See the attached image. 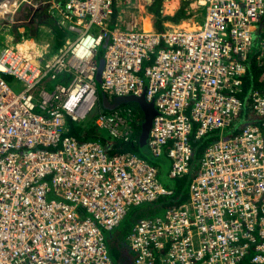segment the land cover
I'll return each mask as SVG.
<instances>
[{"label":"built area","instance_id":"1","mask_svg":"<svg viewBox=\"0 0 264 264\" xmlns=\"http://www.w3.org/2000/svg\"><path fill=\"white\" fill-rule=\"evenodd\" d=\"M198 2L201 22L162 30L135 17L109 29L113 0L0 4V264H113L104 231L173 194L146 159L68 134V120L85 121L115 96L153 104L148 150L168 158L169 178L189 176L186 200L129 226L130 264H264V0ZM44 5L66 32L56 52L1 35ZM252 61L262 72L244 91ZM247 103L257 122L234 133ZM138 118L118 105L93 121L126 142ZM214 133L193 170L192 139Z\"/></svg>","mask_w":264,"mask_h":264},{"label":"trees","instance_id":"2","mask_svg":"<svg viewBox=\"0 0 264 264\" xmlns=\"http://www.w3.org/2000/svg\"><path fill=\"white\" fill-rule=\"evenodd\" d=\"M161 4H162V0H154L153 3L147 6L148 12L154 15L155 30H162L164 28L162 26L163 21L166 20L176 21L177 19L181 18L183 15L182 13L183 10L181 8L173 16L163 15L161 11ZM17 5H18V0H12V2L10 3V7L13 9L16 8L13 6H17ZM7 10L10 9L8 8ZM17 10L19 11V9ZM9 17H11L10 12L6 14V19H8ZM23 20H24L23 23L14 26V28L12 29V33L15 36L12 42H18L22 40V38L36 39L38 33L37 28L39 25H43L49 29L50 33L53 35L54 38L53 44L51 46V53L56 52L64 43L66 32L63 28H61L58 25L57 17L54 15V12L50 10L49 5H44L36 10L26 9V13L23 16ZM20 26H22L24 29L22 32L18 31V27ZM261 72H262L261 68L257 67L253 61L250 62L248 71L244 77V84H243L244 91H246L250 86L258 85L257 78L260 76ZM121 105L131 106L134 109H136V111L139 114V118L136 120L137 122L135 124V132L129 141L124 142L121 140L110 139L103 132H100L94 126L93 120L96 117L98 110L104 108L103 105H99L95 107V110L89 115V117L81 123H75L68 120L66 122L68 127V134L75 137L78 141H86V140L98 141L108 154L130 151L132 153H135L139 157L146 159L143 153H141L140 151L141 146L139 144L141 124L144 118L143 113L141 109L138 107V105L134 102L124 103ZM246 122H251V123L257 122V120L254 119L250 111L249 103H247V105L244 108V111H242V113L239 115L236 125L232 127V131H234V133L238 132L242 123H246ZM217 137H218L217 134L214 133L206 136L205 138H202L200 141H193L192 139V145L194 147L193 164L195 166L193 170H196L198 159L200 158V155L202 154L204 147L209 142L216 139ZM188 181H189L188 175L185 176L184 178L177 179L176 187L172 188L173 194L171 196L160 197L155 202L144 203L139 206L131 208L127 214V217L129 218L130 222L133 223L144 216L155 215L156 213H159L160 211L164 210L167 206L176 205L186 200L188 198L186 191V186L188 185Z\"/></svg>","mask_w":264,"mask_h":264},{"label":"rangeland","instance_id":"3","mask_svg":"<svg viewBox=\"0 0 264 264\" xmlns=\"http://www.w3.org/2000/svg\"><path fill=\"white\" fill-rule=\"evenodd\" d=\"M11 2L12 0H7L3 6H5L6 4L10 5ZM9 5L7 8H9ZM21 18L23 20V16ZM109 29H112V27H109ZM37 30H38V33H37L36 39H34V42L36 43L38 47L43 46V45L47 46L46 49L48 50L49 54H52L51 46L54 41L53 35L50 33L49 29L43 25H39ZM1 35H7L8 38L11 37V42H12V39L15 37L12 32L10 33L3 32ZM257 43H258V37L254 42L253 49L257 47ZM104 51H105V46L104 44H102L97 49V54H96L97 60H100L102 58ZM4 78L13 89H15L16 91L20 89V84L15 80L14 77L10 75H6L4 76ZM100 99L101 101L103 99V96L101 93H100ZM140 151L141 153H143L144 157L146 158L148 162H151L152 164H156V166L158 165L157 166L158 167V180L167 187H170V188L176 187L177 179H171L168 177V167H169L168 158H166L165 156H160V157L153 156L148 150V147L146 144L140 147ZM186 191L188 193V185L186 186ZM162 213H163V210L152 216L161 215ZM152 216H144V217H152ZM131 224L132 222H130L129 218L126 215V217L122 220L121 224L117 228H115L112 231H104L103 233L107 251H108L109 256L112 259L113 264H129L130 263L129 258H128L129 254L125 246V243H126L125 238H126L127 231L129 229V227L127 226H130Z\"/></svg>","mask_w":264,"mask_h":264},{"label":"crops","instance_id":"4","mask_svg":"<svg viewBox=\"0 0 264 264\" xmlns=\"http://www.w3.org/2000/svg\"><path fill=\"white\" fill-rule=\"evenodd\" d=\"M198 1L199 0H162L161 11L163 15L173 16L180 8L183 10L181 18L176 21H163L162 26H185L201 22L204 16V7L199 4ZM153 2L154 0H113L112 13L110 15L108 26L112 28H125V25L130 18L135 17L143 28L155 30L154 15L147 10V6ZM128 258L130 261V254L128 255Z\"/></svg>","mask_w":264,"mask_h":264},{"label":"water","instance_id":"5","mask_svg":"<svg viewBox=\"0 0 264 264\" xmlns=\"http://www.w3.org/2000/svg\"><path fill=\"white\" fill-rule=\"evenodd\" d=\"M5 0H0V4L4 2ZM150 1V0H148ZM103 59H100L98 61V68L96 72V81L100 82V71L103 66ZM134 102L138 105V107L141 109L143 113V122L141 124V131L139 135V144L140 146H144L146 144V139L148 137L149 129L152 122V117L155 114V108L152 103L146 102L144 97H135V96H125V97H117L115 96L111 102H104L103 106L107 110H111L115 108L118 105L124 104V103H131Z\"/></svg>","mask_w":264,"mask_h":264},{"label":"bare ground","instance_id":"6","mask_svg":"<svg viewBox=\"0 0 264 264\" xmlns=\"http://www.w3.org/2000/svg\"><path fill=\"white\" fill-rule=\"evenodd\" d=\"M6 1H7V0L4 1V4H5ZM4 4H2V6H3Z\"/></svg>","mask_w":264,"mask_h":264}]
</instances>
